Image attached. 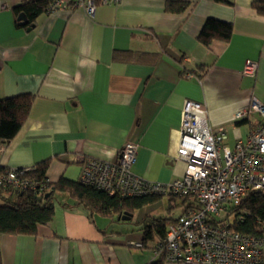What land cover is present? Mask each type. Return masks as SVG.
Wrapping results in <instances>:
<instances>
[{
  "label": "crops",
  "instance_id": "crops-1",
  "mask_svg": "<svg viewBox=\"0 0 264 264\" xmlns=\"http://www.w3.org/2000/svg\"><path fill=\"white\" fill-rule=\"evenodd\" d=\"M24 1L0 0V100L34 97L16 137L0 142L3 168L49 160L50 183L80 181L85 161L117 162L133 142L134 173L168 184L186 170L173 152L187 100L207 107L209 126L225 128L231 148L256 127L257 117L238 125L236 114L253 98L264 104V15L253 8L264 0H173L191 4L183 14L167 13L169 0H122L93 16L82 8L45 12L33 28L13 13ZM211 18L233 25L229 42L198 41ZM249 61L257 62L255 76L244 73ZM162 200L127 211L129 221L58 204L36 236H0L3 264H154L145 220L177 219L184 206L168 199L166 214L156 215L150 209Z\"/></svg>",
  "mask_w": 264,
  "mask_h": 264
},
{
  "label": "built area",
  "instance_id": "built-area-1",
  "mask_svg": "<svg viewBox=\"0 0 264 264\" xmlns=\"http://www.w3.org/2000/svg\"><path fill=\"white\" fill-rule=\"evenodd\" d=\"M121 1L51 0L50 12L82 8L93 16L99 5ZM257 68V62L249 61L244 73L255 76ZM254 117L259 121L248 138L238 140L231 148L226 129L209 126L207 107L187 100L173 152V159L186 165L182 178L165 184L137 176L133 168L139 146L127 142L119 150L117 162L85 161L80 182L121 198L157 196L182 200V214L168 227L164 243L154 252L155 256L164 253L166 262L264 264V222H258L257 235H247L234 230L230 221L231 216L235 218L233 210L249 192L264 191V104L256 98L236 114V120ZM16 170L0 174V187L30 186L21 178L26 169ZM243 220L244 216H240L239 221Z\"/></svg>",
  "mask_w": 264,
  "mask_h": 264
},
{
  "label": "trees",
  "instance_id": "trees-1",
  "mask_svg": "<svg viewBox=\"0 0 264 264\" xmlns=\"http://www.w3.org/2000/svg\"><path fill=\"white\" fill-rule=\"evenodd\" d=\"M220 1V0H218ZM51 0L24 1L13 8V13L18 20L24 16V27L33 28L39 15L50 12ZM191 4L185 1H167L165 11L172 14H183ZM253 8L264 15V2L253 3ZM20 22V21H19ZM21 25L20 23H18ZM233 35V25L216 19H208L198 41L206 46L214 41L229 42ZM118 56V54L116 55ZM130 60L134 57L131 55ZM34 97L30 94L19 95L12 98L0 100V142L7 144L16 137L27 118L29 117ZM243 123H245L243 121ZM238 121V125L243 124ZM50 161H44L35 168L26 169L21 175L22 179L29 181L30 186L21 189L6 184L0 187V236L27 235L36 236L40 226L49 224L55 217L57 205L65 208H81L89 215L94 214H123L134 212L148 204H152L163 198L157 196H144L133 198H121L111 196L98 188L82 184L80 181H71L66 178L57 183H50L47 178V170ZM12 169L0 166V174L3 176ZM24 169H17L21 172ZM71 199L70 203H63V198ZM170 201L176 198H168ZM182 201V200H181ZM183 203V202H182ZM235 214L231 227L234 230L247 235H257L260 232L259 221L264 222V191L249 192L241 201L240 205L233 210ZM244 216L243 221L239 217ZM145 241L156 240L153 248L164 243L168 227L176 221L172 218H147L145 220ZM142 248L144 247L141 244ZM154 264H164L166 255L164 253L155 256ZM0 264H3L0 248Z\"/></svg>",
  "mask_w": 264,
  "mask_h": 264
},
{
  "label": "rangeland",
  "instance_id": "rangeland-1",
  "mask_svg": "<svg viewBox=\"0 0 264 264\" xmlns=\"http://www.w3.org/2000/svg\"><path fill=\"white\" fill-rule=\"evenodd\" d=\"M161 198H163V197H161ZM168 198H163V200L160 202V203H158V204H156V206H154L152 209H150L151 211H156V215H165L166 214V204L168 205ZM148 211H149V209H148ZM148 211H146V212H148ZM174 216H177L178 215V211H176L174 214H173ZM138 217V214H137V216H136V218ZM141 219H142V217H140L139 218V221H135V223L133 224L132 223V225H131V227L130 228H135V224L136 223H138V222H140L141 221ZM230 221L231 222H233L234 221V217L233 216H231V218H230ZM149 243H152V242H150L149 241ZM152 251H153V249H152ZM154 252V251H153Z\"/></svg>",
  "mask_w": 264,
  "mask_h": 264
},
{
  "label": "water",
  "instance_id": "water-1",
  "mask_svg": "<svg viewBox=\"0 0 264 264\" xmlns=\"http://www.w3.org/2000/svg\"><path fill=\"white\" fill-rule=\"evenodd\" d=\"M24 16L23 15H21L20 17H19V20L20 21H24ZM131 217H132V215L130 214V213H128V212H124L123 214H121L120 216H119V220H123V221H129L130 219H131Z\"/></svg>",
  "mask_w": 264,
  "mask_h": 264
}]
</instances>
